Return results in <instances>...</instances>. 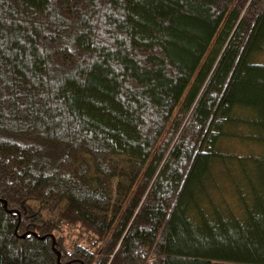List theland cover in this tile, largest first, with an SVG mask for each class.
Returning a JSON list of instances; mask_svg holds the SVG:
<instances>
[{"label": "trees", "instance_id": "obj_1", "mask_svg": "<svg viewBox=\"0 0 264 264\" xmlns=\"http://www.w3.org/2000/svg\"><path fill=\"white\" fill-rule=\"evenodd\" d=\"M263 52L264 0H0V264H264Z\"/></svg>", "mask_w": 264, "mask_h": 264}, {"label": "rangeland", "instance_id": "obj_2", "mask_svg": "<svg viewBox=\"0 0 264 264\" xmlns=\"http://www.w3.org/2000/svg\"><path fill=\"white\" fill-rule=\"evenodd\" d=\"M254 62L260 65H264V52L256 55L254 57ZM224 150L228 152H233L238 156L258 155L262 152L261 148L259 147L240 145L238 142L230 141L225 142Z\"/></svg>", "mask_w": 264, "mask_h": 264}]
</instances>
